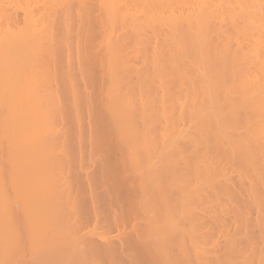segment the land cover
I'll list each match as a JSON object with an SVG mask.
<instances>
[{"label": "rangeland", "instance_id": "rangeland-1", "mask_svg": "<svg viewBox=\"0 0 264 264\" xmlns=\"http://www.w3.org/2000/svg\"><path fill=\"white\" fill-rule=\"evenodd\" d=\"M262 1L263 0H259V2L262 5V7H261L259 4L261 9L264 8V4H262V3H264V1L263 2ZM12 8L14 10V7H12ZM12 8H11V11H13ZM132 8H131L130 12L128 11V13L129 14L132 13L135 16H136V14H138V17L142 18V16L139 15V12H137L135 10L138 8H134V7H132ZM16 13L18 14L19 17L23 16V13L19 10ZM42 18L43 17L41 16V19ZM155 19H152V20H155ZM127 21H129V19H127ZM71 22L73 23V25L71 23V26H74V28L71 27L72 28L71 30L74 32L77 28L76 19L72 18ZM148 22H150V21H148ZM116 24H119V22L117 23V21H116ZM116 24H114V25L117 27V29L114 26V28H113L114 32H111L114 36L111 33H110V35H112L114 38L116 36L117 37L119 36L118 40H119V38L122 40L119 41L121 47L118 46V48H121V50L119 49V52L117 51V53L114 52L115 56L112 58L113 60L109 59V57H111L110 55L108 57H104L103 50L106 51V49L104 47H102V45L104 43V40H103L102 35H101L102 29L98 28L96 25L91 26L94 30L92 28L91 29L94 32H96L95 33L96 36L93 38L94 40L92 39L89 41V43H91V44H89V46L87 47V50H90V52L92 50V52L90 53V55H87L88 56L87 59L90 58L88 60H85L86 55L84 56V54L83 55L77 54V52L80 53V48H82L81 51H83V53L86 50V48L78 46V44H77L78 42L76 41L77 39H75V37H74V39H72L73 38L72 37L69 40V41H71V44L68 42V44H70L69 46L72 45L70 47L71 49H69V50H66V48H64L62 45L59 46V43L58 44L52 43L53 46L49 48V51H50V53L52 52V55H53V51L55 54L53 55V57H52V55L50 57L52 59L54 58V60H56V59L57 60L56 61L52 60L54 62L51 61V63H49L51 65L45 66L46 68H44V65L42 66V62H41V67H43L44 69L41 68L42 72L40 73L38 71L39 74H38V77H36V79H37L36 82H38L40 84H35V88H37V85H39V88H37L38 91L41 88L39 93L41 94V101L42 100L43 101L41 102V107H42L41 108V124H42L41 127L42 128L39 127L40 125H35L34 126V135L36 138H39V136L36 135V133H39L40 128H41L42 131L39 134L40 135L42 134L41 137H43V138L40 137L41 140H39V141H37L36 138L34 139V136L29 138V141H30V139H32L31 143L34 144L33 146L35 148H33V146L30 145L31 143L28 142V139H26V140L19 139L21 141L22 145L20 143H18V145H17L16 143L18 142V139H15L13 136H9L10 134H8L9 131L12 130V126L7 125L6 126L7 128H6L5 124L3 122L5 120V118L8 119L7 116L10 117L13 115L12 113H10V108H9L10 102L9 101L10 100L13 101L14 97H15L16 101L11 102V105L17 106L18 102L20 100L19 96L21 94V93H19L18 90H20V89L22 90V86L24 84L25 85L23 88H25V89L28 87H31V86H28V84L26 82H24V81H29L28 80L29 76L28 75L26 76L24 73H22V75H25V77L21 76L20 78H23V79L20 80L18 76L16 77L14 75V74H17V73H15L17 71H14V73L12 72V77L9 79L10 81L9 80L4 81V84L2 85L4 90H3V88L0 89V92H2V90H3L2 95H4V93L8 90L7 94H6V98L8 95V98H7L8 100L4 98L5 95L1 96L2 100L0 99V103H1L0 104V121H2L0 123H3L4 127L6 128L5 136H6V133L8 134L6 136V138L9 137L8 139H6L5 136H3L4 134L2 135V133H4V131H2V129H1V127H3V125L1 124V126H0V134L1 135L0 136H2V137H0V147H1L0 148V159H1L0 160V176H1L0 177V216L1 215L2 216L0 218L2 221H0V225L2 224L1 225L2 228H0V233H1L0 235H2V236H0V238H2L1 240H3V241H0V253H1L0 264H11L13 262L12 258H11L12 256H13V260H14V262L12 264H16V263H18V264H54L55 261H56L55 262L56 264H59V263L60 264H77V263L79 264V259H78L79 256L81 258L80 260H83L84 258H82V257H84V256L86 257L84 260L87 259L86 261L83 260L84 262L80 261V264H86V263L87 264H91V263H94V264H109V263L110 264H166V263L167 264L168 263H171V264H187V263L188 264H249L248 263L249 259H247L248 256H249L248 258H251L250 264H264V258L262 257V256H264V251H263L264 250V239H263L264 238V230H263L264 228H262L263 225L261 224V222L264 224V217H263L264 216V207H263L264 205H262V204H264V202H261V201L258 202L259 196H257V195H259L258 194L259 191H257V189L262 190V189H260L262 187V181L261 180L259 181V178H258V181L260 183L259 184L258 181L256 179H254V178H257L256 177L257 174L254 172L251 173V170H249V172H250L249 174H248V171L247 172L246 171L243 172V170L241 171V168H240L241 166L238 167L239 165L236 163V161L230 159L231 157H229V156H231V155L228 156L226 154L227 157L224 155V157H225V159H224L222 156L223 155L222 150L219 146L215 145V147H213L215 139H216V138L214 139V137L217 135H216V133H213V136H212V134L210 132L211 130L209 131V129L212 127V130H213V128H215V127H213V126L207 127L206 125H205V128H203V129H202V127H200V129L203 131H204V129H205V131H207V129H208L207 134L204 131V133L206 134V137L202 136L203 132L200 131V129H198V130L193 129L192 130L194 125H191V124H192V122L195 123L196 120L193 119V121H192L190 119L191 116L188 115V111H189V114H191V112H194L193 107L195 106V99H196L195 97L201 99V97L203 96L204 93L206 95H208L206 92L207 90L205 91V89H204L205 88L204 85H202V86L200 85L201 88L199 87V85H197V84H199L197 81L198 75L196 74L197 76L195 78V80L197 82L194 80V77H193L194 82H191L189 84L187 83L188 81L185 83L182 79H181V81H182L181 82L180 81L181 75L186 73L185 70L183 71V69H182V71L184 73H180V72H182L181 71L182 66H183L182 68H184V66L186 65V68L189 69L188 70L185 68L186 70H188L187 75L189 74L188 77L191 76V74H190L191 68H190V66L188 67V64L186 63V61H182V63L185 62L186 64L185 63L182 64L181 62H180L181 64H178L179 60H177L176 63L178 65H180V67H178V65L173 63V59L175 60L174 57H173V59H171L172 61H170V58H172V57H170V58L164 57L165 59H168V60H165L164 62L162 61L163 60L162 57H160L162 62L160 61V59L158 61L159 57H156L157 58L156 61L159 63L161 62V63L160 64L156 63V61H153V63H152V60H154L153 57H151V55H153L152 50H153V46H154V39L152 37V33L151 32L145 33L146 37L145 36L144 37L146 39L143 38L145 40V42H144L143 39H142L143 41L141 40L143 35L141 34L140 31H136L137 32L136 36L134 35L135 31H133V30H137L138 28H136L135 26H134V29L131 28L133 26H131L129 22L128 23L126 22L125 24H121V26L120 25L117 26ZM20 25L23 26L22 24H20ZM123 25L125 28L123 27ZM256 27H258V26L256 25ZM95 28H96V30H95ZM106 28L107 27L104 28V26H103L104 30ZM54 29L58 32L60 31L58 27H56ZM108 30L109 29H107V31ZM131 32L133 33V35H131L132 34ZM139 33L141 34L140 35L141 37L139 36L140 38L137 36V35H139ZM92 34H94V33H92ZM147 35H149L150 37L148 38ZM89 36H90V34H89ZM261 36L262 37H258V38L264 39L263 35H261ZM136 37H138L140 40L137 38L139 40V41H137ZM115 40H117V38H115ZM149 40H151V41H149ZM250 42H252V41H250ZM140 43H143V44L141 45ZM76 45L78 48L80 47L79 51H78V49H76ZM59 47L61 50H59ZM116 47H117V45H116ZM257 47H258V45H257ZM53 48H54V50H53ZM118 48H117V50H118ZM68 51L71 53L67 54ZM86 51H85V53H86ZM94 52H95V54H92ZM81 56H83V57H81ZM69 57L71 59H69ZM84 57H85V59L83 61ZM120 58H122V59L120 60ZM67 59H69L70 61L73 60L70 63L72 65L70 67L73 68L71 70H73V71L71 73H68L69 75L66 73V66L69 63L68 62L66 64ZM79 59H80V61L82 60L83 62L87 61V62H85L86 64L82 63V61L77 64V60H79ZM114 59H116L120 63L119 68L117 67L119 64L116 65L118 62ZM108 60H110L111 64L108 63ZM125 61H127V62H125ZM167 61H169V62H167ZM154 64H155V66L157 64L160 65V67H158L159 69L157 68L158 65L155 67ZM83 65H87V66L84 67ZM243 65L244 64H241V66H243ZM173 66H175V67H173ZM176 66L180 70L177 69ZM47 67H49V69ZM84 68H87V70ZM121 68H124L125 70H122ZM155 68H157V69H155ZM117 70H118V73H117ZM126 70L130 71V72H127ZM223 71H224V73L227 72V73H225V75H227L229 73L228 69H227V71H226V69H223ZM111 72H113V73L111 74ZM154 72H155V74H154ZM115 73L119 74V76L120 75L123 76L122 83H121L122 85L120 83L116 84L118 81L120 82L119 79H117L118 81L116 83L114 82L115 80L112 79L113 74H115ZM224 73H223V75H224ZM109 75L110 76L112 75L110 77L111 79L108 77ZM124 75H127V76H124ZM39 76H40V79H39ZM63 76H65V77H63ZM121 76H120V78H121ZM192 76H195V75L192 74ZM17 78H18V80L16 82ZM223 78L229 79L228 75L226 77L224 76ZM24 79H27V80H24ZM31 79L33 80V77ZM124 79H125V81L127 80L126 81L127 83L126 82L124 83ZM189 79H191V77H189ZM225 79H224V81H225ZM110 80H111V82L113 81V83H114L113 86L110 84L111 83ZM140 80L143 82V85L141 84L142 82ZM19 81L24 82L23 85H22V83L20 84L21 88H20V85H18L20 83ZM31 83H32V81H31ZM109 84L112 87H110ZM119 84H120L119 87L116 86ZM192 84H194V85H192ZM138 85H141V88ZM190 85H192V86H190ZM11 86L12 87L15 86V88L17 86L16 91H15V88H14V91H15V93L18 91L19 94L16 93L17 94L16 96H18V99L15 96V94L14 95L10 94V91H12V88H9V87H11ZM109 87L110 88L115 87V88H113L111 90ZM108 88H109V90H111L110 91L111 93L115 89L114 92H116V94L114 92H113V94L116 97V98H114V100L116 99V102H114V100H112L113 95L112 94L109 95ZM202 88L204 89L205 92L203 91ZM198 89H202V91L199 90L200 91V92H198L199 94L196 92V91H198ZM14 91H12V93ZM193 91L195 94L192 93L193 94L192 95L191 92H193ZM122 93L124 95H122ZM196 93H197V96H194V95H196ZM190 94H191V98L189 96ZM205 94L203 97H205ZM119 95H120V97L122 96L121 101L119 100L120 99ZM169 95H170V97H169ZM123 96H125L126 98H124ZM161 96H162L163 100H162ZM193 96H194V100H193ZM117 98H119L118 101H117ZM128 98H130L128 100V101H131L130 103H127ZM3 99H5V100H3ZM49 99H50V101H49ZM123 100H125L127 104L124 103L125 101L123 102L124 103L123 104L122 103ZM148 100H149V103H148ZM187 100H188V103H187ZM189 100H190V104L193 101L191 104L193 107L191 105H189ZM197 100H196V106H198L197 103L199 101V100L198 101ZM51 101H52V103H51ZM135 101H137V102H135ZM7 102H9V103H7ZM16 102H17V105H15ZM48 102L51 103L52 105L51 104L49 105ZM139 102L141 103V105L139 104ZM12 103H14V104H12ZM131 103H133L132 104L133 106H134V104L137 103V105H135V108L133 106H132V109L130 108ZM185 103H187L189 106H191L193 108L191 110V107L189 108V106L187 105L186 108H189V110H187L185 108L186 113H184L185 112L184 107L186 106ZM119 104L123 107L117 106ZM184 104H185V106H184ZM125 105H128L129 108L127 106V108H128L127 109L125 107ZM180 105H182V106H180ZM196 106H195V111H196ZM6 107L8 108L7 111H6ZM181 107H183V109ZM95 108H98V109H95ZM14 109H15V107H13L11 111H13ZM94 109H95V111H94ZM125 109H127V110H125ZM16 110L19 112L20 108L16 107ZM190 110H191V112H190ZM117 112H120V114ZM13 113L15 114V110ZM162 113H163V115L167 114L166 115L167 117L165 115H164L165 117L162 116ZM180 113H181V115L184 114L183 117H181V115H179ZM142 114H143V116H142ZM169 115L172 117V119H170L171 117L169 118ZM3 117H5V118L2 120ZM118 117H119V119H118ZM122 117H124V118L120 120V118H122ZM178 117H179V119H178ZM184 117L186 119L182 120V118H184ZM113 119H115L116 123H119L120 125H122V123L124 122V125H122V126L119 125L118 127H117L118 124L113 125L115 123V121ZM124 119H126V122ZM77 120H78V122H77ZM173 120H175V121H173ZM117 121H119V122H117ZM148 121H150L151 123H149ZM153 122H154V124H153ZM189 122H190V124H189ZM125 123H128V124H125ZM172 123L175 124V128L173 127ZM37 126H38L39 130H37L38 129ZM155 126H156V128H155ZM188 126H189V128H188ZM113 127H115V128H113ZM152 127H154V129H152ZM203 127H204V125H203ZM8 128H10V130ZM50 128H51V130H50ZM155 129H156V131H154ZM236 129H238V127ZM36 130L39 132H37ZM150 130H153V132H151ZM179 130L182 132H180ZM194 130L196 133L198 132L199 137H198V134H196L194 132ZM6 131H8V132H6ZM199 131L201 132V134ZM213 131H215V130H213ZM51 132H52V134H51ZM154 132H155V134H153ZM183 132H184V134L187 132L185 134L187 141L185 140L186 141L185 142L184 140H182V142H180V141L178 142V145H179L178 151L180 150V152L179 153L177 152L178 156L175 155L174 161L176 163H178L177 165H179L180 169L184 171V175L188 176L187 172L189 170H192L190 168H192L193 163H196V161L197 162H199L201 160L206 161V164H207V158H208V161H210L211 159L213 161V162L210 161V164L212 166L209 169L210 171H211V169H213L211 171V173L213 172V174L210 173V175L208 176L209 173L208 174L206 173L207 170L203 169L205 167H201L202 173H204V174L206 173L207 175L205 174L206 175L205 176L204 174H202V175L200 174V176H203L202 178H204V176H205V179H201V177L199 175H198L199 178H197V176H195V175L191 176L190 182H191V184L193 183L192 185H195L196 183H197V185H199V184L203 185V180H206V178H207V180H209L211 178V180L213 179L212 186H215L214 188L211 186L210 188L206 189L205 188L206 185L205 184L203 185L205 191H203V193H202V190H201V193H202V195L200 194L201 199L198 197V200L200 202L195 200L196 205L194 204L193 209L190 208V206H189V210H193L192 212L191 211H189V212L178 211L180 207L178 206L177 199L180 197L179 195L181 193H180V191L178 192L177 189H169L166 186L168 179H169V177H168L169 174L167 172V170L169 169V166H168L169 163L167 164V161L169 159L166 158V156H168L166 152L168 151V154H169V149H170V147L167 148L168 139L176 136L178 133H183ZM235 133H232V134L235 135ZM119 137L122 140H120ZM203 137L205 139H203ZM154 138H155V140H154ZM135 139L137 142L135 141ZM192 139H193L194 143H192L193 142ZM11 140L14 141L15 144H14V142L12 143ZM16 140H17V142H16ZM35 140H36V142H35ZM119 140L121 141V143ZM196 141H198V143ZM211 141L213 144L211 143ZM24 142L25 143L27 142L28 144L27 143L24 144ZM149 142L151 143L150 147L148 146L150 144ZM200 142H202V145H205V146H202L201 144H200V146H198ZM145 143H146V147L144 145ZM192 144H196V145H194L195 147ZM23 145H24V147L26 145L29 146L28 149H26L27 147H25L24 150L27 153H29L28 154L29 156H31L30 159H28V160H30V163H33V161L35 160V157H38L39 155H41V173H40V171H37L38 169H35V171H37V172L30 173V170L23 169L24 166L22 167L21 164L19 165V167H21L23 170L22 171L19 170V167H17V169H16L15 165H16V163H19V162L16 159L13 160L14 159L13 154L16 153L14 150H17V148L23 149V147H22ZM15 146L17 148H15ZM138 146H139V148H138ZM147 147H149V148H147ZM193 147H194V149L196 148L198 150L199 154H196V151H195L196 149L195 150L193 149V151L191 150ZM206 147H207V149L208 148L209 149L207 150ZM156 148H158V149H156ZM133 149H134V151H132ZM218 149L221 150V153L219 152ZM145 150L148 151V153L145 152ZM204 151H206V152L209 151V152L206 153ZM150 152H151V155H150ZM161 153H162L163 157H162ZM204 154H205V156H204ZM15 155L17 156V154H15ZM132 155H134V156H132ZM197 155H199V158ZM206 155H207V158H206ZM219 155H221L222 157L221 156L220 157L223 158L224 160L219 159L220 158ZM136 157L139 158V160H138L139 163L137 162ZM195 157H196V159H195ZM143 158L145 161L143 160ZM197 158H198V160H197ZM158 159H159V161H157ZM228 159H230V160H228ZM160 160H162L161 163H160ZM187 161H189V164ZM214 161L216 162L218 167L216 166ZM224 161H225V163H224ZM232 161H234V162H232ZM132 162L135 163V165L137 163V168L140 167L141 169L139 171H137L135 169L133 170L134 167L131 165ZM183 162H184V164H183ZM185 162H186V165L188 164L189 166H191V167L188 166L189 170H187V166L185 165ZM226 162H227V165H225ZM28 163H29V161H28ZM222 163H224V164H222ZM214 164L218 169L216 167H213ZM219 165H220V167H219ZM223 165H225V167ZM236 165H237V167H236ZM12 168H14L15 170L14 169L12 170ZM25 168H26V166H25ZM221 168H223V169H221ZM111 169H112V171H111ZM224 169H225V172H224ZM229 169H230V171H229ZM235 169L237 172L235 171ZM151 170H153L154 173H157V175L154 174L155 176L152 177L151 175L153 174V172ZM215 170H216V173H217V170L221 171V172H218L219 174H217L219 176L216 175ZM226 170L228 173L226 172ZM4 171H5V173H4ZM18 171L20 173H18ZM135 171H137V173H134ZM22 172H24V173H22ZM31 172H33V171H31ZM232 172H233V174H232ZM238 172L240 175L238 174ZM241 172L245 173V175ZM214 173H215V175H214ZM222 173H224V174L226 173V174L223 175ZM229 173H231V174H229ZM146 174L148 176H146ZM242 174L244 176H242ZM251 174H252V176H251ZM41 175H42V177H41ZM223 176H225L224 178H226L227 183L225 182L224 178L222 179ZM239 176H241L240 179L238 178ZM177 177H178V179L180 178V176H178V174H177ZM194 177H196V178L194 179ZM72 178H74V180ZM38 179H40L39 181L41 183L38 181ZM63 179H66V181L65 180L63 181ZM180 179H181V181H183L185 178L184 179L180 178ZM192 179H193V181H192ZM12 180H13V182H12ZM200 180H201V182H200ZM21 181H22V183H21ZM149 182H150V185L148 184ZM220 182L223 185L222 189H221V183ZM255 182L257 183V185L259 184L258 185L259 187L256 186ZM158 183L160 185H158ZM242 183H244V184H242ZM47 184H48V186H47ZM57 184H58V186H57ZM252 184H254V186H255L254 188H253ZM32 185L35 187V189H34V187H33V189L28 188L29 186L31 187ZM35 185L37 187H39V189H36L37 187ZM55 185H56V187H55ZM161 185L162 186L165 185L166 187L162 188ZM225 185L227 187H225ZM248 185H249V188H247ZM251 185L253 188V189L251 188L252 190L250 189ZM66 186H70V187L68 188ZM143 186L148 187L149 190L147 188V191L143 193V190H142V188H144ZM153 186H154V188H153ZM158 186L161 187L162 190L159 189ZM203 186H200V187H203ZM232 186L236 187L240 190L233 188ZM245 186H247V187L245 188ZM43 187H44V189H43ZM62 187H63V189H62ZM146 187L144 188V190H146ZM224 187H225V189H224ZM64 188L65 189L67 188L66 190H68V191H65ZM140 188H141V190H140ZM152 188H153V190H152ZM211 188L214 189V191ZM218 188H220L219 190H221V191H219ZM16 189H18V190H16ZM226 189H227V191H225ZM231 189L234 191V194L231 191ZM15 190L17 192H15ZM38 190H40L41 193ZM155 190H158V191H156L157 193H155ZM229 190L233 194L234 197L232 196V194L230 192L228 193ZM58 191L59 192L61 191V192L59 193ZM140 191L142 192L141 194H140ZM149 191H150V193H149ZM42 192H43L44 196L42 195ZM68 192H70V194H68ZM222 192L223 193L226 192V193L224 195H222L221 194ZM62 193H63V196L61 195ZM249 193H250L251 197L253 198V199H251L252 201L251 200L249 201V199H247V197H246V196H250ZM259 193L261 194V191ZM262 193H263V191H262ZM59 194H60L61 198H63V201L65 200L64 199L65 196H68V198L71 199V201H70L67 198V200H68L67 202H70V204H68L66 202V200H65V202H63V204H65V205H62V207H63L62 209L64 211L62 209H61L62 212L59 210L62 214L61 213L59 214V215H61L60 219H59V216L57 217L59 219V221H61V220L62 221L61 222L58 221L59 223L56 222V224L58 223L61 226L63 224L68 226L69 222L71 223L70 227L65 226L66 227L65 228L64 225H63V227H61L62 231L66 229V234L63 231L65 237L69 236L68 238H66L67 241H65V242H64V240L60 241L61 243L64 242L63 245L60 244L62 246V248L60 246H58L59 241L56 240L57 238L54 240V238L57 236V233H58V231H56L55 228L54 229L57 232L56 233L54 231L56 233L55 236H53V234H54L53 229L49 230V235L46 234L48 228L51 227V226L48 227L47 224H50V225L52 224V226H54V223H55L54 219L56 218V215L58 214L57 210H55V209L58 208L57 207L58 202H60V201L57 202V200H61V199H59L60 198ZM218 194L220 195V197ZM244 194L246 196H244ZM239 195H241V198H239L240 197ZM47 196L49 197L50 200H48ZM221 196H223V197H221ZM229 196H231V197H229ZM255 196H257V197H255ZM41 197H44V199L42 198V201H40ZM244 197H245V199H243ZM170 198H171V200H170ZM224 198H227V199H224ZM33 199H34V202H32ZM148 199H150L149 204L146 205L148 202ZM29 200L32 202V204L29 203ZM36 200L38 202H36ZM91 200H92V202H91ZM107 200H108V202H107ZM163 200H165V201H163ZM172 200L175 203V208L173 207L174 205L172 206V208L169 207L170 205H168L169 208H167V210H166L165 205L168 204V202L171 203ZM230 200H232V201H230ZM39 201L41 202V219L43 220V221L41 220V222H42L41 223V231L43 230V234H45V237H42V238L40 237V234H39L40 233L39 222L37 219L38 206L40 203ZM150 201L152 203L154 201V203H155V204L153 203L154 208H151L152 203ZM160 201H162L161 203H163V204L166 203L165 205L162 204V206L165 208V209L163 208L164 212L167 211V213H168V211L169 212L171 211L172 215L174 214L173 215L174 219L179 223V224L177 223V225L181 230H186V229H190V228L195 229L193 231V234L194 233L195 234L194 235L192 234L191 237H186V236L183 237L182 236L180 239H178V241H176L177 237H176V239H174L175 238L174 237V238H172V241H174V242L169 240L170 239V237H169V239H168L169 242L167 243L169 246L168 245L166 246V248H168V250L170 249L168 252H167V250L163 249L164 250L163 251L160 248V247H162V244L165 245L164 241H162L164 239V237L161 236V234H158V237L162 238V240L160 239L158 241V239H159L158 237L156 239H155V237H154V239L153 238L151 239L150 238L151 236H148L147 233H145V231H144L147 229L148 222L151 220H155L152 218L158 217L157 214H161L162 208L160 207V209H159V206H161ZM238 201H240L241 203L239 204ZM61 202H62V200H61ZM61 202H60L59 206L61 205ZM156 202H159V203H156ZM244 202H245V204H244ZM251 202L254 204H252ZM42 203L46 204L47 209L44 206V204H42ZM216 203L217 204L219 203V204L217 205ZM236 203H237V205H236ZM92 204H93V206H92ZM55 205H57V206H55ZM66 205H67V207H66ZM141 206H142V208H141ZM143 206L147 211V212L144 211V212H146V214H144V212H143V210H145L143 208ZM146 206H149L148 210L149 209L150 210L155 209L156 211L151 210V212H150L147 210ZM228 206H229V209L227 208ZM258 206H259V208H258ZM43 207H44V209H42ZM98 207H99V209H98ZM155 207H157V208H155ZM221 207H223V208H221ZM261 207H262V209H261ZM137 208H139V209H137ZM49 209H51V212H49ZM58 209H60V208H58ZM157 209H159V210H157ZM171 209H174L173 210L174 212ZM3 210H4V212H2ZM45 210H47V211H45ZM68 210L71 211V212H69V215H67ZM74 211H75V213H73ZM141 211L143 212V214ZM64 212L66 213V216L63 215V214H65ZM148 212H150V213H148ZM164 212H163V214H165ZM50 213H52L51 214L52 216L50 215ZM45 215H47V217H48V215H50L49 218H46L48 220H45ZM123 215H124V217H123ZM127 215H128V217H127ZM145 215H146V217H144ZM150 215L151 216L155 215L156 217L155 216L151 217ZM67 216H69V217H67ZM9 217L12 219H10ZM50 217L51 218L53 217L52 221H51ZM120 217H123V219L124 218L125 219L121 220L122 218H120ZM142 217H144V218H142ZM57 218H56V221H57ZM116 218H117V220L120 218V222L118 220L117 223H115ZM126 218H128L127 219L128 221H130L129 220V218H130L132 220L131 223L127 222ZM190 218H191V220H190ZM64 219H65V221H66V219H68L69 221L67 220L66 222L63 223ZM194 219H195V222H196V219L198 222L195 223ZM214 219H216V220H214ZM70 220H72V221H70ZM96 220L98 223L96 222ZM213 220H214V222H213ZM122 221L124 222V225H123ZM125 221H126V223H125ZM259 221H260V223H259ZM186 222H188V223H186ZM3 223H5V226ZM120 223H122V224L120 225ZM145 223L147 225H145ZM159 223L157 222V225H159ZM256 223H257V225H256ZM43 224H44V226H43ZM118 225H120V226H118ZM193 225H195V226H193ZM55 227H56V225H55ZM260 227H261V229H260ZM43 228H45V229H43ZM135 229L137 230V233H139L138 234L139 238L137 240H131V241H129V243L126 241L129 245H126V243H124L125 244V245H123L124 247L120 246V243L117 242V238L118 239L119 238L120 239L121 238L122 239L123 238L129 239V236H133L132 233H135L134 232ZM207 229H208V231H207ZM138 230L141 233L138 232ZM5 231H7L6 233L8 234L6 236V238L4 237L6 234ZM62 231H60L61 234H63ZM50 232H52L53 234ZM68 232H69V234H68ZM95 232H96V235H98V234L104 235L107 238H109L110 242H114L113 243L114 248L113 249L111 248V251H109L110 248L107 250L105 247V249H104L101 241H98L96 236H94ZM129 232H131V233H129ZM13 233H14V236H13ZM145 235H147V236H145ZM179 235H182V234H179ZM234 235H235V237H234ZM261 235L263 236L262 239H260ZM16 236L21 237L23 239L17 238ZM13 237H15V238H13ZM47 237H50V238H47ZM230 237H232V238H230ZM189 238H190V240H189ZM18 239L22 240L21 243ZM73 239H75L77 241L75 242ZM130 239H132V237H130ZM133 239H134V237H133ZM166 239H164V240H166ZM53 240H54V243H53ZM69 240H73V242H75L74 245L72 244L73 249H72V246L70 245V243H72V242H70ZM80 240L82 242L79 243ZM155 240H157V241H155ZM13 241H15V243ZM17 241H18V243L16 245ZM49 241H50V243H49ZM93 241H94V243H91ZM160 241H162V244ZM190 241H193L194 243H191ZM12 242L15 244L14 246H16V247H14L12 245L13 244ZM34 242H35V244H34ZM43 242H44V244H43ZM66 242H68V243H66ZM171 242H172V244H171ZM3 243H5L4 246H3ZM55 243L57 246L56 249L60 248L57 251L59 253L58 254L59 256L57 255V253L54 254V251L56 252V249L53 250V245ZM76 243H78L76 247L77 248L79 247V248H78V250H77V248H75L77 250L75 252L74 247H75ZM21 244H22L23 248H22ZM68 244L70 245L69 246L70 249L67 250V253H68V251L71 252V250H72L71 254L68 253V254H70L68 256H70L71 258L70 257L68 258L67 254H66V249L68 247L67 246ZM158 244H160V245H158ZM17 246H19L20 248ZM63 246H65L66 249L63 248ZM158 247L161 249L160 254H161V252H163L161 255L159 254ZM15 248H16V250H15ZM30 248H31V250H30ZM11 249H12V251H10ZM18 249H19V251H18L19 253L16 252ZM20 249H22V250H20ZM81 249H84L85 252ZM196 249H198V250L195 251ZM39 250H41V251H39ZM104 250H105V252H104ZM261 250L263 253L261 252ZM9 251H10V253H9ZM73 251L75 252V254L73 253ZM37 252H38V256H37ZM77 252L78 253L81 252V255H78ZM60 253H62V256ZM64 253H65V255H64ZM72 253L74 254L73 255L74 257L72 256ZM164 253H168V254H164ZM196 253H198L199 255L196 256L195 255ZM95 254H96V256H95ZM260 254L262 256H260ZM10 255H12V256L10 257ZM86 255H90L89 258ZM92 255H93V257H91ZM167 256H168V258H166ZM177 256H179V257H177ZM244 256H246V257H244ZM8 257L11 258V260ZM15 257H17V258H15ZM31 258H33V259H31ZM58 258H59V260L57 261ZM66 258H67V260L68 259H70V260L68 262H66ZM73 258H74V260H72ZM60 259H62L63 262ZM90 259H92V260H90ZM32 260H34V262ZM93 260H94V262H93ZM164 260H166V262ZM6 261L8 263H5Z\"/></svg>", "mask_w": 264, "mask_h": 264}, {"label": "bare ground", "instance_id": "bare-ground-1", "mask_svg": "<svg viewBox=\"0 0 264 264\" xmlns=\"http://www.w3.org/2000/svg\"><path fill=\"white\" fill-rule=\"evenodd\" d=\"M264 1V0H263ZM262 1V2H263ZM138 4H137V3ZM261 3L259 2V0H0V89L3 88L2 85L4 84V81L5 80H9L11 77H12V72L14 73V71H17L15 73L17 74H14L16 77L18 76L20 80H22L23 78H20L21 76L25 77V75L29 76L28 80L29 81H24V80H27V79H24L23 81L26 82L28 84V86H31V87H28V88H23L24 85H23V81L20 82L18 85H20L22 83V90H18L20 94L19 96V102H18V105H17V102L15 105L17 106H14V105H11V102H15L16 99L14 97V100H10L9 102V108H10V113H12L13 115L8 117V119H6L5 117L2 118V120L5 118V120L3 121L4 124H5V127L7 125H10L12 126V130H10V128H8L9 130V133L10 134L9 136H13L15 139H18V142L16 140V144L18 145V143L21 144V140H26L28 139V142L31 143V140L29 141V138H31L32 136H34V139L36 138L35 135H34V126L35 125H40L39 127H41V94L39 93V91L37 90V88H39V85H37V88H35V84H40L38 82H36V77H38V74L39 72L41 73L42 70L41 68V62H42V66L44 65V68H46L45 66H50L51 64V61L54 60V58L52 59L50 56L52 55V52L50 53L49 51V48L52 47V43L53 44H58L59 43V46H63L64 48H66V50H69L71 49L70 47L72 46H69L71 44V41H69L72 37V39H77L76 41L78 42V46H81L83 48H86L87 50V47L89 46V41L92 40L95 36H96V32H94L93 28L91 27L92 25H96L98 28L102 29L101 30V35H102V38L104 40V43L102 45V47H104L106 49V51L103 50V54H104V57H108L109 55L111 57H109V59H112L115 55H114V52L117 53V51L119 52V49L121 50V48H118V46H120V39L118 40V37L116 36L115 38H117V40H115V38L113 37L114 35L111 33V32H114L113 31V28H114V24H116V21L117 23L119 22V24H116L117 26L121 24H125L126 22L130 23L131 28L134 29V26L136 28H138L137 30H133L135 31L134 35L136 36V31H140L141 34L143 35L141 40L143 38H145V33L147 32H151L152 33V37L154 39V46H153V55H151V57H153L154 60H152V63L153 61H156V57H159L158 58V61L160 59L161 61V58L162 57V61L164 62L165 60H168V59H165L164 57H172L170 58V61H172L171 59H173V57L175 58V60L173 59V63H175L176 65L178 64H181L182 61H186V63L188 64V67L190 66V74L191 76V79H189L188 75H187V72H188V68H186V65L184 66V68L181 67V71L183 69V71L185 70L186 73H184L183 71L180 72V73H184L181 75V78H180V81L181 79L186 83L189 84L191 82H194L193 81V77H194V80L196 78V76L198 75L197 77V81L199 84V87L201 88L202 85H204V89L205 91L207 92L208 95H206L205 93V97L204 94H203V98L201 97V99L195 97V106H196V100L198 101V106H196V111H195V106L193 107L191 104H190V100H189V105H191L193 108H194V112H191V110L193 109L191 106H189L187 103H188V100H187V103L186 106L184 104V113H186V110L185 108L187 107V105L189 106V108L191 107V114H189V111H188V115L191 116V120L195 121V123L192 122L191 125H194V127L192 128L193 129H200V127L205 128V125L207 127H215L213 128V131L212 130V127L209 129V131L211 132L212 136H213V133H216L217 136L214 137L215 139V142H214V145L213 147L216 146H219L222 150V153H223V158L225 159L224 155L226 156V154L231 157L230 159L236 161V163L239 165L238 167L241 168V171L243 170V172H247L248 171V174L250 173L249 170H251V173H256L257 174V178H254L258 181V178H259V181L261 180L262 181V187L260 189L262 190H259L257 189V191H261V194L258 192L259 195V199H258V202L261 201V202H264V39H260L258 37H262L261 35H263L264 37V8L261 9ZM264 4V3H262ZM14 7V10L13 8ZM134 7V8H138V9H135L137 12H139V15L142 16V18H139L138 17V14L133 15L132 13L129 14L128 11L130 12L131 8ZM11 8L13 11H11ZM133 9V8H132ZM21 11L23 13V16L22 17H19L18 14L16 13L17 11ZM134 11V10H133ZM134 13V12H133ZM41 16L43 17L41 19ZM157 17V18H156ZM76 19V25H77V28L76 30L73 32L71 29V27L74 28V26H71V19ZM156 18V19H155ZM127 19H129V21H127ZM152 19H155V20H152ZM73 21V20H72ZM150 21V22H148ZM156 24H155V23ZM20 24H22L23 26H21ZM73 25V23H72ZM106 25V26H105ZM128 25V24H127ZM256 25L258 27H256ZM103 26L104 28L107 27L105 30L103 29ZM58 27L59 28V32L56 31L54 28ZM94 27V26H93ZM109 27V28H108ZM124 27V25H123ZM128 27V26H127ZM93 30H92V29ZM115 28L117 29V27L115 26ZM119 28V27H118ZM125 28V27H124ZM129 28V27H128ZM91 29V30H90ZM107 29H109L107 31ZM96 30V28H95ZM131 30V29H130ZM149 30V31H148ZM94 33V34H92ZM132 31V32H133ZM107 32V33H106ZM126 32V31H125ZM131 32V33H132ZM100 33V32H99ZM110 33L113 35H110ZM120 33V32H119ZM90 34V36H89ZM98 34V33H97ZM139 33V35H137L138 37L141 35ZM133 35V33L131 34ZM130 35V36H131ZM254 35V36H253ZM123 36V35H122ZM145 36V37H144ZM148 38L150 37L149 35H147ZM136 37V40L139 41L140 37L138 38ZM114 38V39H113ZM139 40H138V39ZM146 39V38H145ZM151 39V38H150ZM94 40V39H93ZM144 40V39H143ZM142 40V41H143ZM152 40V39H151ZM149 40V41H151ZM252 41V42H250ZM55 42V43H54ZM57 42V43H56ZM68 42L70 44H68ZM145 42V40H144ZM148 42V41H147ZM122 44V43H121ZM141 45L143 43H140ZM146 44V43H145ZM144 44V45H145ZM117 45V47H116ZM143 45V46H144ZM258 45V47H257ZM62 47V48H63ZM121 47V46H120ZM145 47V46H144ZM80 48V47H79ZM79 48L77 47L76 45V49H78L79 51ZM118 48V50H117ZM52 49V48H51ZM56 49V48H55ZM90 49V48H89ZM54 50V48H53ZM52 50V51H53ZM58 50V49H57ZM59 50L60 47H59ZM82 48H80V53L77 52L78 55H83L84 56L86 55V59L85 57L83 58V61L84 59L85 60H88L90 58L87 59V55H90V50H85L84 53L83 51H81ZM46 51V52H45ZM44 52V53H43ZM61 52V51H60ZM65 52V51H64ZM142 52V51H141ZM68 53H71V52H67ZM54 51H53V55H54ZM92 54H95L92 53ZM52 55V57H53ZM70 55V54H69ZM165 55V56H164ZM42 56V57H41ZM92 56V55H91ZM83 57V56H81ZM118 57V56H117ZM121 57V56H120ZM57 58V57H56ZM80 58V57H79ZM69 59H71L69 57ZM69 59H67V66H66V73H71L73 70L72 66L70 63L73 61H70ZM122 58H120L121 60ZM57 60V59H56ZM54 60V61H56ZM113 60V59H112ZM111 60V61H112ZM116 60V59H114ZM179 60V63L177 64L176 61ZM181 60V61H180ZM52 61V62H54ZM82 61V60H81ZM80 59L77 60V64L81 62ZM84 64H86L85 62H83ZM117 61V60H116ZM161 61V62H162ZM175 61V62H174ZM60 62V61H59ZM118 62V61H117ZM121 62V61H120ZM127 62V61H125ZM160 62V63H161ZM169 62V61H167ZM166 62V63H167ZM181 62V63H180ZM108 63H110V60H108ZM156 63H159L156 61ZM159 63V64H160ZM185 63V62H184ZM182 63V64H184ZM185 63V64H186ZM111 64V63H110ZM115 64V63H114ZM119 64V65H118ZM148 64V63H147ZM172 64V63H171ZM174 64V65H175ZM241 64H244L243 66H241ZM108 65V64H107ZM116 65H118L117 67L119 68L120 67V63L118 62ZM158 65V64H157ZM156 65V66H157ZM79 66V65H78ZM77 66V67H78ZM84 67H86L87 65H83ZM155 66V64H154ZM155 66V67H156ZM172 66V65H171ZM111 67V66H110ZM160 67V65L157 66V68ZM165 67V66H164ZM175 67V66H173ZM178 67H180V65H178ZM43 68V69H44ZM49 69V67H47ZM51 68V67H50ZM60 68V67H59ZM113 68V67H112ZM116 68V67H115ZM145 68V67H144ZM155 68V69H157ZM168 68V67H167ZM177 68V66H176ZM188 70H186V69ZM87 70V68H84ZM117 69V68H116ZM122 70H125L124 68H121ZM134 69V68H133ZM137 69V68H136ZM143 69V68H142ZM159 69V68H158ZM179 69V68H177ZM223 69H228V78L229 79H225L223 78L224 76L226 77L227 75H225V72L223 71ZM46 70V69H45ZM71 70V71H70ZM114 70V69H113ZM128 70V69H127ZM126 70V71H127ZM132 70V69H131ZM150 70V69H149ZM165 70V69H164ZM180 70V69H179ZM39 71V72H38ZM44 71V70H43ZM108 71V70H107ZM148 71V70H147ZM154 71V70H153ZM222 71V72H221ZM121 72V71H120ZM127 72H130V71H127ZM167 72V71H166ZM193 72V73H192ZM22 73H24L25 75H22ZM113 72H111L112 74ZM117 73H118V70H117ZM199 73V74H198ZM222 73V74H221ZM224 73V75H223ZM116 74V73H115ZM113 74V77L112 79H114L115 83L118 81L117 79L120 80V82L118 81L116 84L118 83H122V79H123V76H119V74ZM123 74V73H122ZM155 74V72H154ZM195 75V76H192ZM197 74V75H196ZM69 75V74H68ZM117 77H115V76ZM118 75V76H117ZM172 75V74H171ZM223 75V76H222ZM41 76V75H40ZM40 76H39V79H40ZM90 76V75H89ZM112 76V75H111ZM110 75L108 76L109 78L111 77ZM124 76H127V75H124ZM156 76V75H155ZM33 77V80L31 79ZM65 77V76H63ZM116 79H115V78ZM147 77V76H146ZM145 77V78H146ZM153 77V76H152ZM159 77V76H158ZM178 77V76H177ZM54 78V77H53ZM68 78V77H67ZM126 78V77H125ZM111 79V78H110ZM225 79V81H224ZM18 78L16 79V82H17ZM32 83H31V81ZM65 80V79H64ZM69 80V79H68ZM10 81V80H9ZM127 81V80H126ZM125 79H124V83L126 82ZM141 81V80H140ZM196 81V80H195ZM196 81V82H197ZM111 82V80H110ZM142 82V81H141ZM182 82V81H181ZM195 82V83H196ZM71 83V82H70ZM127 83V82H126ZM145 83V82H144ZM158 83V82H157ZM194 83V84H195ZM17 84V83H16ZM15 84V85H16ZM112 86H113V81L110 83ZM109 84V86H110ZM119 85H116V86H120ZM139 84V83H138ZM143 85V82L141 83ZM147 84V83H146ZM174 84V83H173ZM192 84V85H194ZM54 85V84H53ZM60 85V84H59ZM122 85V84H121ZM172 85V84H171ZM190 85V86H192ZM201 85V86H200ZM110 86V87H112ZM115 86V85H114ZM140 86L141 88V85H138ZM161 86V85H160ZM187 86V85H186ZM27 87V86H26ZM69 87V86H68ZM109 87V88H110ZM117 87V88H118ZM195 87V86H194ZM9 88H12V91H14V87H9ZM20 88H21V85H20ZM51 88V87H50ZM102 88V87H101ZM108 88V91H109V95H113V99L116 98L113 94V92L115 91H112V93L110 92L113 88H110L111 90H109ZM196 88V87H195ZM17 89V86L15 88V91ZM19 89V88H18ZM71 89V88H70ZM139 89V88H138ZM143 89V88H142ZM203 89V88H202ZM202 89H198V91H196L197 93L200 92L199 90L202 91ZM203 89V91H204ZM4 90V88H3ZM2 90V92H3ZM10 90V89H9ZM24 90V91H23ZM118 90V89H117ZM116 90V91H117ZM145 90V89H144ZM143 90V91H144ZM197 90V89H196ZM6 91V90H5ZM8 91V90H7ZM7 91L4 93L5 95V99L8 98V95H7V98H6V94H7ZM12 91H10V94L11 95H14L15 96L18 93V91L15 93V91L12 93ZM155 91V90H154ZM176 91V90H175ZM185 91V90H184ZM204 91V92H205ZM0 92V99H1V96H4L2 95L3 93ZM120 92V91H119ZM141 92V91H140ZM149 92V91H148ZM181 92V91H180ZM51 93V92H50ZM64 93V92H63ZM116 94V92H114ZM128 93V92H127ZM143 93V92H142ZM194 93L191 92V94ZM197 93L196 95L194 96H197ZM65 94V93H64ZM144 94V93H143ZM191 94L189 95L190 98H191ZM195 94V93H194ZM199 94V93H198ZM49 95V94H48ZM122 95H124L122 93ZM158 95V94H157ZM165 95V94H164ZM193 95V94H192ZM47 96V95H46ZM143 96V95H142ZM174 96V95H173ZM194 96H193V100H194ZM17 99H18V96H16ZM21 97V98H20ZM53 97V96H52ZM109 97V96H108ZM120 97V95H119ZM122 97V96H121ZM121 97L120 99L117 98V101L118 99L121 101ZM124 98H126L125 96H123ZM170 97V95H169ZM3 98V97H2ZM11 98V97H10ZM162 98V96H161ZM189 98V99H190ZM3 99V100H5ZM130 98L127 99V103H130L131 101H128ZM2 100V99H1ZM8 100V99H7ZM163 100V98H162ZM175 100V99H174ZM50 101V99H49ZM125 100L122 101V103L124 102ZM78 102V101H77ZM114 102H116V99L114 100ZM137 102V101H135ZM163 102V101H162ZM171 102V101H170ZM6 103V104H7ZM52 103V101H51ZM51 103L48 102V104L50 105ZM93 103V102H92ZM126 103V101L124 102ZM123 103V104H124ZM126 103V104H127ZM134 103V102H133ZM131 103V109H132V104ZM148 103H149V100H148ZM1 104V103H0ZM5 104V103H4ZM14 104V103H12ZM121 104V103H120ZM117 105V106H121V105ZM139 104L141 105V103L139 102ZM160 104V103H159ZM162 104V103H161ZM180 104V103H179ZM11 105V106H10ZM52 105V104H51ZM135 105L134 104V108H135ZM149 105V104H148ZM194 105V104H193ZM6 106V105H5ZM15 107V114L13 113L12 108ZM112 106V105H111ZM128 105H125V107L127 108ZM139 106V105H138ZM162 106V105H161ZM160 106V107H161ZM182 106V105H180ZM12 107V108H11ZM16 107L20 108V111L18 112L16 110ZM123 107V106H121ZM124 107V108H125ZM147 107V106H146ZM183 107H181L183 109ZM123 108V109H124ZM129 108V106H128ZM127 108V109H128ZM137 108V107H136ZM142 108V107H141ZM163 108V107H162ZM189 108H186L187 110H189ZM198 108V109H197ZM7 107H6V111H7ZM95 109H98V108H95ZM94 109V111H95ZM125 109V110H127ZM146 109V108H145ZM48 110V109H47ZM79 110V109H78ZM147 110V109H146ZM44 111V110H43ZM136 111V110H135ZM142 111V110H141ZM50 112V111H49ZM80 112V111H79ZM128 112V111H127ZM145 112V111H144ZM149 112V111H148ZM120 114V112H117ZM123 113V112H122ZM168 113V112H167ZM182 113V112H181ZM181 113L179 115H181ZM161 114V113H160ZM2 115V114H1ZM165 115V114H164ZM163 113H162V116H164ZM167 115V114H166ZM165 115V116H166ZM184 115V114H183ZM183 115H181V117H183ZM120 116V115H119ZM143 116V114H142ZM161 116V115H160ZM164 116V117H165ZM186 116V115H185ZM48 117V116H47ZM121 117V116H120ZM150 117V116H149ZM167 117V116H166ZM171 116L169 115V118ZM109 118V117H108ZM117 118V117H116ZM124 117L120 118L123 119ZM145 118V117H144ZM152 118V117H151ZM189 118V117H188ZM119 119V117H118ZM117 119V120H118ZM135 119V118H134ZM172 119V117L170 118ZM174 119V118H173ZM179 119V117H178ZM177 119V120H178ZM186 119L185 117L182 118V120ZM60 120V119H59ZM115 121V123L113 125H117V127L120 125L119 123H116V120L113 119ZM125 122H126V119H124ZM146 120V119H145ZM155 120V119H154ZM176 120V119H175ZM173 120V121H175ZM111 121V120H110ZM156 121V120H155ZM160 121V120H159ZM2 122V121H0ZM52 122V121H51ZM64 122V121H63ZM78 122V120H77ZM119 122V121H117ZM149 123H151L150 121H148ZM186 122V121H185ZM53 123V122H52ZM80 123V122H79ZM171 123V122H170ZM1 124L3 125V127H1L2 131H4V133H2L3 136H5V130L6 128L4 127V124L3 123H0V126ZM125 124H128V123H125ZM154 124V122H153ZM173 124V127L175 128V124ZM171 124V125H172ZM190 124V122H189ZM49 125V124H48ZM122 125H124V122L122 123ZM120 125V126H122ZM149 125V124H148ZM185 125V124H184ZM204 125V127H203ZM96 127V126H95ZM184 127V126H183ZM238 127V129H236ZM5 128V129H4ZM38 128V126H37ZM42 128V127H41ZM40 128V132L42 131ZM111 128V127H110ZM115 128V127H113ZM123 128V127H122ZM156 128V126H155ZM189 128V126H188ZM187 128V129H188ZM125 129V128H124ZM150 129V128H149ZM152 129H154V127H152ZM162 129V128H161ZM39 130V128L37 129ZM36 130V131H37ZM51 130V128H50ZM186 130V129H185ZM6 131V132H8ZM124 131V130H123ZM151 132H153V130H150ZM156 131V129L154 130ZM180 131V130H179ZM200 131L203 132V135L202 136H205L206 137V134H207V131H204L206 132V134L204 133L203 130L200 129ZM199 131V132H200ZM237 131V132H236ZM39 132V131H37ZM39 132V133H40ZM137 132V131H136ZM168 132V131H167ZM182 132V131H180ZM195 132V130H194ZM236 132V133H235ZM39 133H36V135L39 136V138L41 137V135ZM85 133V132H84ZM98 133V132H97ZM162 133V132H161ZM169 133V132H168ZM187 133V132H186ZM185 133V134H186ZM196 133V132H195ZM232 133H235L232 134ZM6 133V136L8 135ZM50 134V133H49ZM52 134V132H51ZM60 134V133H59ZM155 134V132L153 133ZM185 134L184 132L183 133H178L176 136L174 137H171L168 139V145H167V148L170 147L169 149V154H168V151L166 152L168 156H166V158H168L169 162L167 161V164L169 163V169L167 170L168 172V182H167V188L169 189H177L178 192L180 191V197L177 199L178 201V206L180 207L178 211H182V212H189V211H193V210H189V206L190 208L193 209L194 207V204L196 203L195 200L199 201L198 200V197L201 199V195L203 193V191H205L204 189V184L206 185V189L207 188H210L213 184V179L211 180V178L209 180H203V185L199 184L197 185V183L195 185H192L191 184V176L195 175L198 177V175L200 176V174H204L202 173V168L201 167H205L203 169L207 170L206 173L208 174V176L210 175L211 171L213 169H211V171L209 170L210 167L212 166L210 164V161H212V159L210 161H208V158H207V155H206V158H207V164H206V161H199L196 163H193V166L192 170H189L188 169V164H189V161L188 164L186 165V162H185V165L187 166V170H189L187 173H188V176L184 175V171L180 169V166L177 165L178 163H176L174 161V157L175 155H177L180 150L178 151V142H182V140H186L187 141V138L185 137ZM190 134V133H189ZM194 134V133H193ZM198 134V132L196 133ZM195 134V135H196ZM201 134V132H200ZM1 135V134H0ZM121 135V134H120ZM152 135V134H151ZM162 135V134H161ZM5 136V138H6ZM118 136V135H117ZM146 136V135H145ZM155 136V135H154ZM2 137V136H0ZM147 137V136H146ZM157 137V136H156ZM198 137H199V134H198ZM9 137H7L6 139H8ZM39 138H36L37 141L41 140V137L40 139ZM62 138V137H61ZM193 138V137H192ZM197 138V137H196ZM2 139V138H1ZM81 139V138H80ZM120 139V137H119ZM150 139V138H149ZM203 139H205L203 137ZM122 140V139H120ZM119 140V141H120ZM141 140V139H140ZM147 140V139H146ZM155 140V138H154ZM158 140V139H157ZM189 140V139H188ZM197 140V139H196ZM213 140V139H212ZM34 141V140H33ZM32 141V142H33ZM71 141V140H70ZM133 141V140H132ZM136 141V139H135ZM148 141V140H147ZM164 141V140H163ZM185 141V142H186ZM193 141V139H192ZM191 141V142H192ZM199 141V140H198ZM198 141H196L198 143ZM11 142L13 143L14 141L11 140ZM36 142V140H35ZM124 142V141H123ZM137 142V141H136ZM146 142V141H145ZM151 142V141H150ZM149 142V143H150ZM23 143V142H22ZM27 143V142H26ZM24 142V144H26ZM116 143V142H115ZM121 143V141H120ZM148 143V144H149ZM194 143V141L192 142ZM204 143V142H203ZM212 143V141H211ZM15 144V142H14ZM19 144V145H20ZM28 144V143H27ZM70 144V143H69ZM147 144V145H148ZM165 144V143H164ZM191 144V143H190ZM200 144L202 145V142L199 143L198 146H200ZM207 144V143H206ZM213 144V143H212ZM11 145V144H10ZM22 145V144H21ZM30 145H34V144H30ZM55 145V144H54ZM67 145V144H66ZM129 145V144H128ZM133 145V144H132ZM137 145V144H136ZM145 147H146V143L144 144ZM151 143L148 145L150 147ZM163 145V144H162ZM193 146L196 145V144H192ZM208 145V144H207ZM12 146V145H11ZM31 146V147H32ZM64 146V145H63ZM124 146V145H123ZM122 146V147H123ZM140 146V145H139ZM138 146V148H139ZM202 146H205V145H202ZM23 149H18L16 146L15 148H17V150H14L17 154V156L15 154H13L14 156V159L13 160H17L19 163H16V169L17 167H19V165L21 164L23 169H28L30 170V173H35L37 171H40L41 173V155H39L38 157H35V160L33 161V163H30V157L24 149L25 147H27L26 149L29 148V146H25L24 145L22 146ZM135 147V146H134ZM141 147V146H140ZM147 147V148H149ZM181 147V146H180ZM190 147V146H189ZM195 147V146H194ZM194 147L191 149L193 151ZM1 148V147H0ZM14 148V149H15ZM33 148H35L33 146ZM51 148V147H50ZM137 148V149H138ZM142 148V147H141ZM184 148V147H183ZM201 148V147H200ZM199 148V149H200ZM203 148V147H202ZM219 148V149H220ZM158 149V148H156ZM196 149V148H195ZM194 149V150H195ZM207 149V147H206ZM209 149V148H208ZM207 149V150H208ZM218 149V150H219ZM80 150V149H79ZM154 150V149H153ZM164 150V149H163ZM162 150V151H163ZM185 150V149H184ZM204 150V149H203ZM221 150H219V152L221 153ZM134 151V149L132 150ZM139 151V150H138ZM150 151V150H149ZM191 151V152H192ZM196 154H199L198 150L196 149ZM12 152V151H11ZM145 152L148 153V151L145 150ZM164 152V151H163ZM162 152V153H163ZM178 152V153H177ZM185 152V151H184ZM198 152V153H197ZM202 152V151H201ZM206 152V151H204ZM209 152V151H208ZM206 152V153H208ZM33 153V152H32ZM161 153V155H162ZM37 154V153H36ZM135 154V153H134ZM146 154V153H145ZM165 154V153H164ZM188 154V153H187ZM194 154V153H193ZM218 154V153H217ZM150 155H151V152H150ZM209 155V154H208ZM235 155V156H234ZM12 156V155H11ZM16 156V157H15ZM134 156V155H132ZM143 156V155H142ZM146 156V155H145ZM160 156V155H159ZM178 156V155H177ZM196 156V155H195ZM198 158H199V155H197ZM205 156V154H204ZM203 156V157H204ZM221 155H219L220 157ZM221 156V157H222ZM147 157V156H146ZM145 157V158H146ZM163 157V155H162ZM202 157V156H201ZM219 158V159H223V158ZM227 157V156H226ZM45 158V157H44ZM65 158V157H64ZM137 158V157H136ZM177 158V157H176ZM193 158V157H192ZM197 158V160H198ZM12 159V158H11ZM106 159V158H105ZM134 159V158H133ZM160 159V158H159ZM159 159L157 161H159ZM196 159V157H195ZM201 159V158H200ZM210 159V158H209ZM214 159V158H213ZM223 159V160H224ZM227 159V158H226ZM228 159V160H230ZM1 160V159H0ZM53 160V159H52ZM58 160V159H57ZM135 160V159H134ZM139 158H137V162L139 163ZM144 160V158H143ZM148 160V159H147ZM188 160V159H187ZM192 160V159H191ZM190 160V161H191ZM216 160V159H215ZM29 161V163H28ZM67 161V160H66ZM132 161V160H131ZM145 161V160H144ZM162 160H160V163H161ZM195 161V160H194ZM218 161V160H217ZM221 161V160H220ZM219 161V162H220ZM232 161V162H234ZM58 162V161H57ZM213 162V161H212ZM215 162V161H214ZM231 162V161H230ZM152 163V162H151ZM201 163V164H200ZM225 163V161H224ZM222 163V164H224ZM18 164V165H17ZM56 164V163H55ZM180 164V163H179ZM184 164V162H183ZM216 164V162H215ZM215 164L213 165V167H216ZM116 165V164H115ZM131 165L134 167L133 170H137L139 171L141 168H137V163L135 165V163H131ZM227 165V162L226 164ZM225 165H223L225 167ZM26 166V168H25ZM54 166V165H53ZM163 166V165H162ZM161 166V167H162ZM178 166V167H177ZM231 166V165H230ZM234 166V165H233ZM2 167V166H1ZM11 167V166H10ZM155 167V166H154ZM191 167V166H189ZM212 167V168H213ZM218 167V166H217ZM216 167V168H217ZM220 167V165H219ZM237 167V165H236ZM15 168V167H14ZM12 168V170L14 169ZM64 168V167H63ZM112 168V167H111ZM215 168V169H216ZM227 168V167H226ZM21 167H19V170H23ZM35 169H38L37 171H35ZM218 169V168H217ZM223 169V168H221ZM239 169V168H238ZM15 170V169H14ZM52 170V169H51ZM62 170V169H61ZM204 170V171H205ZM33 171V172H31ZM112 171V169H111ZM137 171H135L134 173H137ZM153 172V174L151 175L152 177L157 175V173H154L153 170H151ZM186 171V170H185ZM203 171V172H204ZM223 171V170H222ZM230 171V169H229ZM236 171V169H235ZM159 172V171H158ZM201 172V173H200ZM218 172H221V171H218L217 170V173H216V170H215V173L216 175L219 174ZM224 172H225V169H224ZM227 172V170H226ZM237 172V171H236ZM240 172V171H239ZM238 172V174H239ZM241 172V173H243ZM5 173V171H4ZM9 173V172H8ZM15 173V172H14ZM18 173H20L18 171ZM24 173V172H22ZM39 173V172H38ZM205 173V174H206ZM214 173V175H215ZM228 173V172H227ZM59 174V173H58ZM94 174V173H93ZM105 174V173H104ZM155 174V175H154ZM177 174L178 176H180V178H185L183 181H181V179L179 180L178 177H177ZM204 174V175H205ZM206 174V175H207ZM213 174V172L211 173ZM223 175H225L224 173H222ZM231 174V173H229ZM233 174V172H232ZM245 175V173H243ZM242 174V176H244ZM247 174V175H248ZM63 175V174H62ZM144 175V174H143ZM166 175V176H167ZM205 175V176H206ZM240 175V174H239ZM39 176V175H38ZM146 176H148L146 174ZM205 176L204 178H202L203 176H200L201 179H205ZM207 176V177H208ZM212 176V175H211ZM210 176V177H211ZM219 176V175H217ZM252 176V174H251ZM1 177V176H0ZM42 177V175H41ZM127 177V176H126ZM214 177V176H213ZM221 177V176H220ZM225 176L222 177V179L224 178ZM229 177V176H228ZM241 176H239L238 178L240 179ZM66 178V177H65ZM143 178V177H142ZM196 177H194L195 179ZM209 178V177H208ZM249 178V177H248ZM247 178V179H248ZM253 178V177H252ZM251 178V179H252ZM34 179V178H33ZM54 179V178H53ZM74 180V178H72ZM78 179V178H77ZM138 179V178H137ZM156 179V178H155ZM154 179V180H155ZM40 179H38L39 181ZM42 180V179H41ZM51 180V179H50ZM66 181V179H63V181ZM79 180V179H78ZM141 180V179H140ZM225 182L227 181L226 178H224ZM229 180V179H228ZM43 181V180H42ZM59 181V180H58ZM153 181V180H152ZM193 181V179H192ZM197 181V180H196ZM244 181V180H243ZM255 181V180H254ZM256 181V182H257ZM258 181V183H259ZM13 182V180H12ZM26 182V181H25ZM24 182V183H25ZM40 182V181H39ZM56 182V181H55ZM61 182V181H60ZM68 182V181H67ZM98 182V181H97ZM105 182V181H104ZM148 182V181H147ZM155 182V181H154ZM157 182V181H156ZM198 182V181H197ZM201 182V180H200ZM222 182V181H221ZM220 182V183H221ZM242 182V181H241ZM255 182V183H256ZM16 183V182H15ZM14 183V184H15ZM22 183V181H21ZM27 183V182H26ZM41 183V182H40ZM58 183V182H57ZM62 183V182H61ZM69 183V182H68ZM140 183V182H139ZM227 183V182H226ZM252 183V182H251ZM10 184V183H9ZM18 184V183H17ZM86 184V183H85ZM103 184V183H102ZM150 185V182L148 183ZM163 184V183H162ZM224 184V183H223ZM244 184V183H242ZM260 184V183H259ZM258 184V185H259ZM69 185V184H68ZM140 185V184H139ZM155 185V184H154ZM158 185H160L158 183ZM216 185V184H215ZM219 185V184H218ZM229 185V184H228ZM240 185V184H239ZM253 185V188L255 187L254 184ZM252 185L250 186V189L252 188ZM257 183H256V186H258ZM36 186V185H35ZM48 186V184H47ZM58 186V184H57ZM165 185L161 187H166ZM200 186H203V187H200ZM242 186V185H241ZM33 185L28 188H32L33 189ZM37 187V186H36ZM56 187V185H55ZM66 187H70V186H66ZM139 187V186H138ZM141 187V186H140ZM144 187V186H143ZM146 187V186H145ZM144 187V188H145ZM156 187V186H155ZM161 187L158 186L159 189H161ZM213 188L215 186H212ZM223 185L221 183V189H222ZM225 187H227L225 185ZM224 187V189H225ZM233 187V186H232ZM247 186H245L246 188ZM259 187V186H258ZM17 188V187H16ZM52 188V187H51ZM92 188V187H91ZM144 188H142L143 190V193L147 191V188L146 187V190H144ZM154 188V186H153ZM152 188V190H153ZM233 188H236V187H233ZM240 188V187H239ZM249 188V185L248 187ZM252 188V189H253ZM35 189V187H34ZM36 189H39V187H37ZM44 189V187H43ZM48 189V188H47ZM63 189V187H62ZM67 189V188H66ZM64 188L65 191H68ZM87 189V188H86ZM135 189V188H134ZM212 189V188H211ZM210 189V190H211ZM220 188H218L219 190ZM223 189V190H224ZM229 189V188H228ZM238 189V188H236ZM242 189V188H241ZM251 189V190H252ZM18 190V189H16ZM15 190V192H17ZM70 190V189H69ZM106 190V189H105ZM141 190V188H140ZM149 190V188H148ZM162 190V189H161ZM201 190H202V193H201ZM214 191V189H212ZM222 190V191H223ZM240 190V189H238ZM40 191V190H38ZM79 191V190H78ZM156 191L158 190H155V193H157ZM182 191V192H181ZM221 191V190H219ZM227 191V189L225 190ZM231 191L233 192L234 194V191L231 189ZM263 191V193H262ZM14 192V191H13ZM20 192V191H19ZM50 192V191H49ZM59 192V191H58ZM57 192V193H58ZM61 192V191H60ZM59 192V193H60ZM91 192V191H90ZM163 192V191H162ZM175 192V191H174ZM230 192V190L228 191V193ZM238 192V191H237ZM236 192V193H237ZM240 192V191H239ZM248 192V191H247ZM41 193V191H40ZM56 193V194H57ZM142 192L140 191V194ZM150 193V191H149ZM176 193V192H175ZM226 193V192H225ZM225 193H221L222 195H224ZM227 193V194H228ZM231 193V192H230ZM235 193V194H236ZM15 194V193H14ZM68 194H70V192H68ZM154 194V193H153ZM201 194V195H200ZM220 194V193H219ZM218 194V195H219ZM232 194V193H231ZM230 194V195H231ZM232 194V196H233ZM239 194V193H238ZM247 194V193H246ZM42 195L44 196L43 192H42ZM55 195V194H54ZM63 196V193L61 194ZM75 195V194H74ZM117 195V194H116ZM149 195V194H148ZM157 195V194H156ZM159 195V194H158ZM164 195V194H163ZM242 195V194H241ZM241 195H239L241 198ZM250 195V193H249ZM19 196V195H18ZM22 196V195H21ZM30 196V195H29ZM60 196V194H59ZM90 196V195H89ZM226 196V195H225ZM224 196V197H225ZM244 196H246L244 194ZM255 196V197H257ZM12 197V196H11ZM48 197V196H47ZM55 197V196H54ZM134 197V196H133ZM165 197V196H164ZM212 197V196H211ZM220 197V195H219ZM223 197V196H221ZM227 197V196H226ZM231 197V196H229ZM234 197V196H233ZM247 199H249V201L251 199H253L250 196H246ZM19 198V197H18ZM21 198V197H20ZM23 198V197H22ZM42 198L44 199V197H41V200L42 201ZM58 198V197H57ZM68 196H65V200L66 202L68 201L67 200ZM94 198V197H93ZM150 198V197H149ZM27 199V198H26ZM39 199V198H38ZM47 199V198H46ZM62 200H57L61 202V205L59 206L60 202H58V208L60 209H55L57 210V215H56V218L59 216V219L61 217V215H59L62 211L61 209L63 208L62 205H65L63 204V202H65V200L63 201V198H60ZM69 199V198H68ZM224 199H227V198H224ZM235 199V198H234ZM245 199V197L243 198ZM31 200V199H30ZM29 200V203L32 204V202H34V199L33 201L31 202ZM48 200L49 197H48ZM71 201V199H69ZM73 200V199H72ZM147 200V199H146ZM149 200L148 199V202L146 205L149 204ZM162 200V199H161ZM171 200V198H170ZM169 200V201H170ZM174 200V199H173ZM173 200L171 201V203L168 202V204H163L161 203L162 201H160L161 203V206H159V209L160 207L162 208V211H161V214H157L158 217H155L156 218H152V219H155V220H151L148 222V226H147V229L144 230L145 233H147L148 236H151L150 238L155 239L158 237V234H161V236L164 237V239L166 240H162V238H159L158 241L161 239L162 241H164V244H162V241L161 244H162V247H160L162 250H167V252L170 250H168V248H166V246L168 245L167 243L169 242V240L172 241V238L176 239V241H178V239H180L182 236H186V237H191L192 234H193V231L195 230L194 228H190V229H186V230H181L178 225H177V221L174 219V214L172 215L171 211L167 213V211L164 212V209L166 208H169L172 206L175 208V203L173 202ZM236 200V199H235ZM238 200V199H237ZM256 200V199H255ZM9 201V200H8ZM39 201V202H40ZM97 201V200H96ZM119 201V200H118ZM165 201V200H163ZM215 201V200H214ZM232 201V200H230ZM252 201V200H251ZM257 201V200H256ZM5 202V201H4ZM7 202V201H6ZM18 202V201H17ZM22 202V201H21ZM36 202H38L36 200ZM46 202V201H45ZM54 202V201H53ZM92 202V200H91ZM94 202V201H93ZM108 202V200H107ZM151 202V201H150ZM200 202V201H199ZM243 202V201H242ZM68 204H70V202H67ZM152 203V202H151ZM154 203V201H153ZM153 203L151 204L152 207L151 208H154L153 207ZM156 203H159V202H156ZM215 203V202H214ZM232 203V202H231ZM238 203L240 204L241 202L238 201ZM248 203V202H247ZM252 203V202H251ZM44 204V203H42ZM57 204V203H56ZM141 204V203H140ZM139 204V205H140ZM155 204V203H154ZM165 205V208L162 206ZM211 204V203H210ZM217 204V203H216ZM219 204V203H218ZM217 204V205H218ZM245 204V202H244ZM250 204V203H249ZM254 204V203H252ZM2 205V204H1ZM77 205V204H76ZM144 205V204H143ZM168 205H170L168 207ZM196 205V204H195ZM216 205V206H217ZM221 205V204H220ZM219 205V206H220ZM225 205V204H224ZM237 205V203H236ZM264 205V204H262ZM44 206L46 207L47 209V206L46 204H44ZM93 206V204H92ZM111 206V205H110ZM247 206V205H246ZM257 206V205H256ZM255 206V207H256ZM67 207V205H66ZM140 207V206H139ZM148 207L149 206H146L147 210H148ZM226 207V206H225ZM238 207V206H237ZM243 207V206H242ZM264 207V206H263ZM32 208V207H31ZM142 208V206H141ZM144 208V206H143ZM157 208V207H155ZM164 208V209H163ZM177 208V207H176ZM223 208V207H221ZM229 209V206L227 207ZM248 208V207H247ZM259 208V206H258ZM257 208V209H258ZM44 209V207L42 208ZM97 209V208H96ZM99 209V207H98ZM139 209V208H137ZM145 209V208H144ZM157 209V210H159ZM262 209V207H261ZM61 212H60V211ZM63 210V209H62ZM73 210V209H72ZM151 210H155V209H151ZM151 210L149 209L148 211L151 212ZM170 210V209H169ZM172 211L174 209H171ZM233 210V209H232ZM235 210V209H234ZM47 211V210H45ZM64 211V210H63ZM66 211V210H65ZM146 211L143 210V212ZM156 211V210H155ZM154 211V212H155ZM197 211V210H196ZM4 212V210L2 211ZM33 212V211H32ZM49 212H51V209H49ZM69 211L68 210V214L69 215ZM77 212V211H76ZM142 212V211H141ZM142 212V214H143ZM147 212V211H146ZM146 212H144V214H146ZM148 212V213H150ZM153 212V211H152ZM163 212L165 214H163ZM174 212V211H173ZM263 212V211H262ZM65 213V212H64ZM75 213V211L73 212ZM158 213V212H157ZM176 213V212H175ZM196 213V212H195ZM259 213V212H258ZM52 213H50L51 215ZM62 214V213H61ZM133 214V213H132ZM156 214V213H155ZM262 214V213H261ZM47 217V215H45V220H48L46 218H49V216ZM64 216H66V213L63 214ZM120 215V214H119ZM160 215V216H159ZM2 216V215H1ZM0 216V217H1ZM52 216V215H51ZM107 216V215H106ZM133 216V215H132ZM151 216V215H150ZM153 216V215H152ZM151 216V217H152ZM153 216V217H154ZM263 216V215H262ZM69 217V216H67ZM82 217V216H81ZM124 217V215H123ZM123 217H120L122 218L121 220H124ZM128 217V215H127ZM146 217V215L144 216ZM142 217V218H144ZM150 217V218H151ZM200 217V216H199ZM264 217V216H263ZM10 218V217H9ZM51 218V217H50ZM53 218V217H52ZM52 218H51V221H52ZM56 218L54 219L55 223H54V226H52V224H47V226H51L50 228H48L47 230V233L49 235V230L53 229V232L55 231H58L57 233V236L54 238V240H58L59 241V245L61 248L63 245V243L65 241H67L66 238L68 237H65L64 235V232L66 234V227L67 225L63 224L64 222H66L68 219H64L63 221V225H64V229L62 231V228L63 225H59L58 223L61 222L59 221V219L57 218V221H56ZM120 218L118 219L119 222H120ZM132 218V217H131ZM198 218V217H197ZM202 218V217H201ZM215 218V217H214ZM262 218V217H261ZM12 219V218H10ZM37 219H38V222H39V231H40V237H45V234H43V230L41 231V202L39 203V206H38V214H37ZM81 219V218H80ZM128 218H126L127 220ZM210 219V218H209ZM83 220V219H82ZM115 220V219H114ZM117 218L115 220V223H117ZM130 221L127 220V222H130L131 223V219L129 218ZM191 220V218H190ZM189 220V221H190ZM216 220V219H214ZM213 220V222H214ZM262 220V219H261ZM260 220V221H261ZM0 221L1 218H0ZM13 221V220H12ZM43 221V220H42ZM59 221V222H58ZM69 221V220H68ZM72 221V220H70ZM193 221V220H192ZM259 221V223H260ZM263 221V220H262ZM56 222H58L56 224ZM80 222V221H79ZM97 222V220H96ZM118 222V223H119ZM146 222V221H145ZM157 222L159 223V225H157ZM194 222H195V219H194ZM197 219H196V222L197 223ZM220 222V221H219ZM21 223V222H20ZM53 223V222H52ZM68 223V222H67ZM76 223V222H75ZM98 223V222H97ZM123 225H124V222L122 221ZM120 223V225L122 224ZM126 223V221H125ZM147 223V222H146ZM145 223V225H147ZM188 223V222H186ZM205 223V222H204ZM258 223V222H257ZM256 223V225H257ZM4 226H5V223H3ZM70 222H69V225L67 227H70ZM95 224V223H94ZM179 224V223H178ZM261 224L263 225L262 228H264V224L261 222ZM2 225V224H1ZM0 225V228H2ZM36 225V224H35ZM46 225V224H45ZM56 225V227H55ZM115 225V224H114ZM118 225V226H120ZM132 225V224H131ZM144 225V226H145ZM190 225V224H189ZM3 226V227H4ZM44 226V224H43ZM180 226V225H179ZM192 226V225H191ZM195 226V225H193ZM260 226V225H259ZM27 227V226H26ZM110 227V226H109ZM146 227V226H145ZM158 229H157V228ZM210 227V226H209ZM20 228V227H19ZM55 228V229H54ZM96 228V227H95ZM94 228V229H95ZM45 229V228H43ZM68 229V228H67ZM157 229V230H156ZM210 229V228H209ZM218 229V228H217ZM253 229V228H252ZM261 229V227H260ZM5 230V229H4ZM75 230V229H74ZM131 230V229H130ZM264 230V229H263ZM45 231V230H44ZM63 232V234H61V232ZM208 231V229H207ZM2 232V231H1ZM7 231H5L6 233ZM54 232L53 236L56 235V233ZM135 233H132L133 236H129V239L128 238H117V242L120 243V246H123L125 245L124 243H126V245H129V241L131 240H137L139 238V233H137V230L135 229L134 231ZM138 232H140L138 230ZM4 233V234H5ZM131 233V232H129ZM141 233V232H140ZM143 233V232H142ZM219 233V232H218ZM226 233V232H225ZM1 234V233H0ZM51 234V235H52ZM69 234V232H68ZM151 234V235H150ZM179 234H182V235H179ZM195 234V233H194ZM193 234V235H194ZM8 234L6 233L5 234V238ZM17 235V234H16ZM30 235V234H29ZM47 235V236H48ZM124 235V234H123ZM145 235V236H147ZM197 235V234H196ZM2 236V235H0ZM10 236V235H9ZM13 236H14V233H13ZM39 236V235H38ZM97 240L98 241H101V243L103 244V247L105 249L108 250L110 248L109 251H111V248L113 249L114 248V242H110L109 241V238H107L106 236L104 235H96V232H95V235ZM17 237V236H16ZM39 237V238H40ZM121 237V236H120ZM130 237H132V239H130ZM134 237V239H133ZM170 237V239H169ZM179 237V238H178ZM235 237V235H234ZM262 239L263 236L261 235L260 236ZM15 238V237H13ZM17 238H20V239H23L21 237H17ZM40 238V239H41ZM47 238H50V237H47ZM71 238V237H70ZM75 238V237H74ZM232 238V237H230ZM229 238V239H230ZM2 238H0V241H3L1 240ZM44 239V238H43ZM169 239V240H168ZM185 239V238H184ZM187 239V238H186ZM235 239V238H234ZM245 239V238H244ZM264 239V238H263ZM12 240V239H11ZM19 240V239H18ZM42 240V239H41ZM40 240V241H41ZM50 240V239H49ZM54 240H53V243H54ZM64 242H60V241H63ZM75 242L77 240L73 239ZM73 240H69L70 242V245L72 246V249H73V245L75 244V242H73ZM190 240V238H189ZM192 240V239H191ZM16 241V240H15ZM15 241H13L15 243ZM20 243L22 240H19ZM84 241V240H83ZM128 243H127V242ZM157 241V240H155ZM166 241V242H165ZM12 242V243H13ZM37 242V241H36ZM82 242L81 240L79 241V243ZM134 242V241H133ZM174 242V241H172ZM171 242V244H172ZM186 242V241H185ZM191 243H194L193 241H190ZM234 242V241H233ZM12 244L13 246L15 244ZM18 241L16 242V245H17ZM19 243V244H20ZM27 243V242H26ZM39 243V242H38ZM50 243V241H49ZM68 243V242H66ZM65 243V244H66ZM91 243H94L91 242ZM116 243V242H115ZM158 243V242H157ZM156 243V244H157ZM237 243V242H236ZM5 243H3V246H4ZM18 244V245H19ZM35 244V242H34ZM41 244V243H40ZM44 244V242H43ZM47 244V243H46ZM61 244V245H60ZM73 244V245H72ZM78 243H76L75 247H74V251L76 252L78 250V248L76 247ZM82 244V243H81ZM190 244V243H189ZM24 245V244H23ZM69 244L67 245V249L65 246H63V248L66 249V254L67 256L71 254V252L68 251V254L67 253V250L70 249V246ZM144 245V244H143ZM142 245V246H143ZM160 245V244H158ZM193 245V244H192ZM2 246V245H1ZM2 246V247H3ZM20 246V245H19ZM17 246V247H19ZM22 246V244H21ZM37 246V245H36ZM55 246V247H54ZM79 246V245H78ZM134 246V245H133ZM169 246V245H168ZM172 246V245H171ZM240 246V245H239ZM238 246V247H239ZM16 247V246H14ZM56 243L53 245V250L56 249ZM124 247V246H123ZM4 248V247H3ZM20 248V247H19ZM23 248V246H22ZM28 248V247H27ZM43 248V247H42ZM77 248V250L75 249ZM159 249V254H160V249ZM60 249V248H59ZM59 249H56V252L54 251V254L57 253V255L59 254L57 251ZM183 249V248H182ZM233 249V248H232ZM16 250V248H15ZM22 250V249H20ZM27 250V249H26ZM31 250V248H30ZM84 251V249H81ZM80 250V251H81ZM163 250V251H164ZM198 249H196L195 251H197ZM263 250V249H262ZM261 250V252H262ZM12 251V249L10 250ZM9 251V253H10ZM14 251V250H13ZM19 249L16 251L18 252ZM41 251V250H39ZM73 251V253L75 254V252ZM241 251V250H240ZM264 251V250H263ZM2 252V251H1ZM79 252V251H78ZM78 255H81V252L78 253ZM85 252V251H84ZM105 252V250H104ZM166 252V251H165ZM200 252V251H199ZM235 252V251H234ZM19 253V252H18ZM40 253V252H39ZM63 253V252H62ZM62 253L61 256H62ZM72 253V256L74 255ZM110 253V252H109ZM148 253V252H147ZM163 252H161L162 254ZM170 253V252H169ZM201 253V252H200ZM263 253V252H262ZM15 254V253H14ZM30 254V253H29ZM28 254V255H29ZM84 254V253H83ZM82 254V255H83ZM91 254V253H90ZM160 254V255H161ZM164 254H168V253H164ZM188 254V253H187ZM1 255V253H0ZM45 255V254H44ZM56 255V256H57ZM65 255V253H64ZM63 255V256H64ZM180 255V254H179ZM196 256H198L199 254L196 253L195 254ZM232 255V254H231ZM238 255V254H237ZM12 255H10L11 257ZM15 256V255H14ZM37 256H38V252H37ZM36 256V257H37ZM59 256V255H58ZM57 256V257H58ZM66 256V257H67ZM88 258L90 255H86ZM96 256V254H95ZM164 256V255H163ZM234 256V255H233ZM260 256H262L260 254ZM21 257V256H20ZM70 256H68L69 258ZM74 257V256H73ZM82 257V256H81ZM93 257V255L91 256ZM179 257V256H177ZM184 257V256H183ZM246 257V256H244ZM249 257V256H248ZM249 259V264H250V260L251 258H248ZM264 258V256H262ZM9 258V257H8ZM12 258V261L14 262L13 260V256L11 257ZM11 258H9L11 260ZM17 258V257H15ZM56 258V257H55ZM71 258V257H70ZM82 258H86L85 256L82 257ZM102 258V257H101ZM113 258V257H112ZM168 258V256L166 257ZM165 258V259H166ZM190 258V257H189ZM207 258V257H206ZM3 259V258H2ZM33 259V258H31ZM30 259V260H31ZM79 264H80V261L81 262H84L86 260H80V256H79ZM196 259V258H195ZM254 259V258H253ZM6 260V259H5ZM59 260V258L57 259V261ZM62 260V259H60ZM70 259L67 260L66 258V262H68ZM74 260V258L72 259ZM76 260V259H75ZM92 260V259H90ZM95 260V259H94ZM93 260V262H94ZM105 260V259H104ZM108 260V259H107ZM114 260V259H113ZM167 260V259H166ZM166 260H164L166 262ZM209 260V259H208ZM245 260V259H244ZM17 261V260H16ZM34 262V260H32ZM168 261V260H167ZM263 261V260H262ZM11 262V261H10ZM12 262V263H13ZM31 262V261H30ZM29 262V263H30ZM56 262V261H55ZM54 262V264H56ZM61 262V261H60ZM63 262V260H62ZM75 262V261H74ZM78 262V261H77ZM91 262V261H90ZM170 262V261H169ZM178 262V261H177ZM5 263H8L7 261ZM11 263V264H12ZM89 263V262H88ZM176 263V262H175ZM262 263V262H261ZM18 264V263H16ZM60 264V263H59ZM78 264V263H77ZM87 264V263H86ZM91 264H94V263H91ZM110 264V263H109ZM167 264V263H166ZM168 264H171V263H168ZM188 264V263H187Z\"/></svg>", "mask_w": 264, "mask_h": 264}]
</instances>
